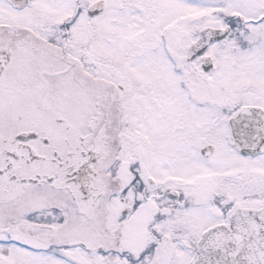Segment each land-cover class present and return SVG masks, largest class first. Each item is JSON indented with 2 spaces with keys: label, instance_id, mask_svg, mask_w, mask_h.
Masks as SVG:
<instances>
[{
  "label": "snow or ice",
  "instance_id": "1",
  "mask_svg": "<svg viewBox=\"0 0 264 264\" xmlns=\"http://www.w3.org/2000/svg\"><path fill=\"white\" fill-rule=\"evenodd\" d=\"M0 264H264V0H0Z\"/></svg>",
  "mask_w": 264,
  "mask_h": 264
}]
</instances>
